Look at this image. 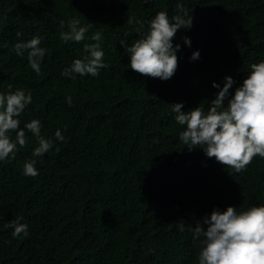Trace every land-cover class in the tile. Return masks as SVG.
Masks as SVG:
<instances>
[{
	"label": "trees",
	"instance_id": "16d2710c",
	"mask_svg": "<svg viewBox=\"0 0 264 264\" xmlns=\"http://www.w3.org/2000/svg\"><path fill=\"white\" fill-rule=\"evenodd\" d=\"M161 10L192 16L173 37L181 47L166 80L131 69L127 55ZM73 17L91 25L86 37L103 34L107 67L97 76L61 74L93 42L60 39L67 30L60 21ZM34 35L47 49L39 74L27 50L21 57L13 48ZM262 59L264 0H0V92L8 84L31 92L20 127L39 118L42 136L54 140L57 128L65 136L35 157V177L23 175L38 144L27 129L26 145L0 162V264H197L198 221L206 228L203 217L215 207L264 204V157L237 172L189 149L172 103L207 110L218 91L213 81L222 86L231 75L234 92ZM17 219L28 224L27 236L5 227Z\"/></svg>",
	"mask_w": 264,
	"mask_h": 264
},
{
	"label": "clouds",
	"instance_id": "9594fccd",
	"mask_svg": "<svg viewBox=\"0 0 264 264\" xmlns=\"http://www.w3.org/2000/svg\"><path fill=\"white\" fill-rule=\"evenodd\" d=\"M183 11V5L178 4ZM60 39L81 42L86 39L93 42L83 44L84 54L74 57L71 63L62 69L65 77L75 78L74 74L84 76L99 75L100 69L107 67L102 48L103 34L92 32L86 37L90 24H81L78 18L60 21L63 29ZM192 16L186 11L183 15L171 18L166 10H161L149 21L148 29L127 47L129 67L140 74L166 80L171 78L178 65V50L181 45L173 42L178 28H190ZM17 35H20L17 33ZM43 37L34 35L26 41H18L13 48L16 55L23 57L27 50V60L32 70L39 74L41 63L47 49L41 46ZM185 45L191 46V39L183 37ZM121 44H124L121 42ZM198 49L191 52L190 59H199ZM231 75L223 77L221 86L213 81L218 91L205 110L196 106L182 111L183 101L172 103L171 112L183 130L179 139L189 149L200 147L208 157L235 171L243 170L254 156L264 157V59L250 65V70L242 82L229 91L235 84ZM8 91L0 92V162L15 157L19 148L26 145L25 129L29 130L38 141L32 149V158L23 165V175L35 177L39 174L35 157H42L54 147L55 141H64L60 128L52 138L41 135L42 121L31 118L20 127V115L32 102V94L22 88L7 85ZM71 105V96L66 97ZM15 132L13 138L12 133ZM193 227V238L201 245L197 254V264H264V204H257L238 210L237 206L228 205L221 210L213 208ZM5 227H11L12 237L27 236L28 224L19 219L11 220ZM183 230L184 225H180Z\"/></svg>",
	"mask_w": 264,
	"mask_h": 264
}]
</instances>
